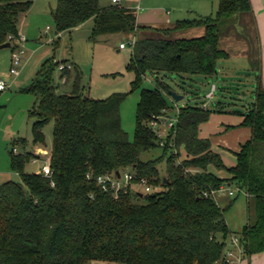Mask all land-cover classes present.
<instances>
[{"label":"trees","instance_id":"1","mask_svg":"<svg viewBox=\"0 0 264 264\" xmlns=\"http://www.w3.org/2000/svg\"><path fill=\"white\" fill-rule=\"evenodd\" d=\"M33 4L34 0H0V46L10 43V37H19L20 20ZM251 13L250 0H218L214 17L178 21L171 29L157 30L138 27L136 12L122 3L104 7L101 0H58L52 16L59 38L91 20L92 40L115 34L135 38V44L128 45L132 54L126 66L134 75L130 93L141 89L148 73L163 79L157 78L154 90H141L130 141L120 112L128 94L89 98L77 68L74 75L71 69L62 70L63 85H56L54 73L61 65L68 66L67 61L53 58L42 64L21 92L36 99L29 111L36 120L34 146L45 148L44 128L54 123L46 156L53 176L43 174L44 166L37 174L25 172L27 165L41 158L39 154H17L16 148L11 152V170L22 183L0 185V264H226L224 256L233 235L226 210L204 197L205 192L223 186L248 194L249 222L235 235L246 257L263 254L264 86L258 83L254 103L240 114V126L249 128L251 137L235 154L234 167L228 168L210 141L200 137L201 126L213 114L202 107L204 103L180 108L175 137H168L163 147L150 126L153 117L172 107L166 96L171 89L164 78L218 75L219 62L230 57L221 48L223 29L237 15ZM200 27L205 29L203 37L170 38L173 32ZM145 30L162 37L137 36ZM10 44L12 52L17 51L19 45ZM69 84L71 89L62 92ZM158 148L163 150L159 158L141 159ZM210 168L226 171L230 178H219ZM126 171L147 179L156 192L130 191L116 199L96 182L101 175Z\"/></svg>","mask_w":264,"mask_h":264},{"label":"rangeland","instance_id":"2","mask_svg":"<svg viewBox=\"0 0 264 264\" xmlns=\"http://www.w3.org/2000/svg\"><path fill=\"white\" fill-rule=\"evenodd\" d=\"M102 2L101 4L104 6V0ZM34 3L36 18H33L31 23L32 28L38 33L40 32V35L38 39L30 34L27 39L28 35H24L28 41L24 44L26 55L19 70L20 73H23L22 75H25L31 84L36 72L40 70L41 64L54 58L56 62L67 61L66 65L75 64L78 67V70L83 73V93L89 98L104 100L113 94H128L120 112L122 127L130 141H133L136 126L135 114L141 90H154L157 87V78L163 79V76L148 73L143 80L141 89L130 93L134 75L126 71V66L131 59L132 48L129 46L126 49L120 48L121 44H127L129 40L126 35L115 34L92 40L94 22L91 20L81 29L63 33L59 38L52 16L58 0H34ZM243 17L244 15H237L223 29L221 48L228 52L230 57L219 62L218 75L211 78L203 76L181 78L176 75H167L164 78V82L170 87L171 92L183 96V100L176 104L178 108L204 103L207 104L209 110L213 111L210 122L203 128L207 134H214L210 130L212 126L213 128L219 127L221 122L225 126L227 119L234 121L242 117L240 114L245 113L255 101L258 72L256 70L258 66L257 53L253 41L255 37L249 27L243 24ZM191 31L195 30H182L180 36L188 39L190 38L188 34L192 33ZM241 35L245 37L246 41L240 40ZM150 37L160 38L162 35L152 32ZM170 38L174 39L176 35L172 34ZM57 41L58 46H56ZM35 48H40L36 54L33 53ZM12 53L11 48L0 50V80L6 82L8 86L15 78L10 74ZM42 55L45 59L40 58ZM245 55L247 58H244ZM71 71L74 75V69ZM61 76L62 72L57 69L53 76L56 85H63L64 81ZM71 85L69 84L70 87L63 86L62 92H68ZM213 86L216 88L214 97L209 99L207 96L212 92ZM17 88L13 86L0 94V185L9 181L22 183L21 177L10 167V155L13 149L16 148L17 154H25L27 152L34 153L36 148L32 142V129L36 120L29 116V111L33 108L36 99L31 94L19 92L20 89ZM176 115L177 109L173 108L170 117L175 118ZM53 134L54 123L50 122L44 128V147L48 152L52 147ZM218 139L217 135L211 137V142H215L213 148L221 155L224 164L231 168L237 162L235 150H227L230 148ZM24 141L27 142V145L24 144ZM162 153L163 150L158 148L143 154L141 159L143 161L155 160ZM45 156H47V152ZM44 163L46 164V161L38 164L30 163L26 166L25 172L37 174ZM160 170L164 171L163 164L160 166ZM225 173L227 172L225 171ZM137 190L142 195H147L144 188L137 187ZM230 198L232 200L236 198L231 208H227L226 201L219 200V205L226 210L225 217L229 228L233 235L237 236L235 233L240 232L241 228L249 222V199L245 191L236 193L235 197ZM138 203H144V200L139 199Z\"/></svg>","mask_w":264,"mask_h":264},{"label":"crops","instance_id":"3","mask_svg":"<svg viewBox=\"0 0 264 264\" xmlns=\"http://www.w3.org/2000/svg\"><path fill=\"white\" fill-rule=\"evenodd\" d=\"M250 1L252 5V13L248 15H244L243 24L249 27V30L253 32V36L255 37L253 41L256 47V53H257L256 58L258 61V66L256 69L258 71L257 85L260 82L264 86V0H250ZM104 2H105L104 7H106L111 3V0H104ZM122 6L136 12L138 27H142V28L148 27L157 30H167L173 28L178 21L214 17L218 8V0H122ZM34 10H35V3L33 4L31 10L26 15L22 16L19 24V33L23 35L25 34L28 35L27 39H29L28 38L29 34L33 35L35 39H38L40 35V32L38 33L32 28V23H31L32 19L36 18V14ZM192 30L195 31H191L192 33L188 34L189 35L188 37H190L188 39H196L203 37L205 35V29L203 27L193 28ZM44 34L46 35V32ZM151 34H152L151 30H145L139 32L137 36L139 37V35H141V37H150ZM172 34L176 35V38H174L176 40L184 39L182 38V36H180L181 34L180 31L173 32ZM127 38H132V37L127 36ZM240 40L246 41L243 35H241ZM39 49L40 48H35L33 50V53L36 54L37 52H39ZM33 53L31 54L32 57H33ZM43 57H44L43 55L40 56V58ZM244 58H247V55H245ZM70 66H72V69H76V68L78 69V67L75 64H70ZM22 74L23 73H20L17 77L13 79L11 85L8 86V89H11V87L14 86V87H18L17 89L22 90L30 85L29 80L26 79L25 75ZM20 90L19 92H21ZM4 92H0V94ZM34 104H35V100H34ZM226 121L227 124L225 126L224 123L221 122L219 127H215V128H213V126L211 127L212 129L210 130H212L214 134L205 133L203 131V128L206 125L203 124L200 128V137L202 139L209 140L211 143L212 150L216 152L215 149L213 148L215 142L214 143L211 142V137L217 135V137L219 138L218 140H221L226 147L230 148L227 150L229 151L235 150L234 153L236 154L240 151L241 145H243L245 142H247L250 139L251 130L249 128H244L240 126L243 122V117L235 119L234 121L233 119H227ZM34 152L35 154H39L41 158L35 160L33 164H38L42 161H47V157L45 156L47 150L45 148L36 146ZM43 166H45V163ZM209 171L215 174L216 176H218L219 178L222 179L230 178V176L227 173H225V171H218L214 168H210ZM219 200L226 201L225 205L228 206L234 199L232 200L228 196H222L219 198ZM240 264H264V253L254 255L250 258L246 257Z\"/></svg>","mask_w":264,"mask_h":264},{"label":"built area","instance_id":"4","mask_svg":"<svg viewBox=\"0 0 264 264\" xmlns=\"http://www.w3.org/2000/svg\"><path fill=\"white\" fill-rule=\"evenodd\" d=\"M113 4H121L122 0H111ZM10 43L15 42L19 45L17 51L12 53V67L10 69V74L12 76L17 77L20 74V68L25 60V48L24 44L27 42V39L24 35L19 34L18 38L10 37ZM135 44V38H132L129 41V44H121V49H126L128 45L133 46ZM72 69V66L68 65H61L59 70L62 71L64 69ZM8 89V84L3 80H0V92H4ZM216 90L215 86H213V90L211 93L208 94V98L212 99L214 97V91ZM169 99L170 103L173 105L170 109L164 110L163 113L159 116L153 117L152 121L150 122L151 128L155 131L157 137L159 138L160 145L163 147L165 146V140L168 137H175L176 128L179 122V110L178 106L170 95H166ZM202 107L207 109V104H203ZM173 108L177 109V115L175 118H171V112ZM16 152V151H15ZM43 174L46 177H52L53 172L51 170L49 161L42 169ZM192 170H187L186 173H191ZM87 178L92 180L93 177L88 175ZM96 182L100 185L102 190L106 193H112L114 198L118 199L120 195L127 194L130 191L133 193H140L137 190V187H142L145 189L147 194L156 192V188L152 185L147 179L139 178L136 174L126 171V172H119V176L117 173H110L101 175L96 178ZM244 192L242 189L234 186H223L217 190H209L204 193L205 198H211L217 204H219V198L222 196L228 197H235L236 193ZM247 197L248 194L246 193ZM246 258V254L239 236H232L229 242V246L225 252L224 261L226 264H240Z\"/></svg>","mask_w":264,"mask_h":264},{"label":"water","instance_id":"5","mask_svg":"<svg viewBox=\"0 0 264 264\" xmlns=\"http://www.w3.org/2000/svg\"><path fill=\"white\" fill-rule=\"evenodd\" d=\"M11 47V44L8 43V44H5V45H2L0 46V50H3V49H6V48H10ZM170 96L172 97V99L175 101V102H180L181 100H183V96H178L176 93L174 92H170ZM117 176H119V172H117ZM167 182V181H166Z\"/></svg>","mask_w":264,"mask_h":264}]
</instances>
